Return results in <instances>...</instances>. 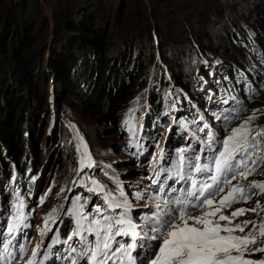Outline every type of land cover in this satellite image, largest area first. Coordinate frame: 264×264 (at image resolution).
<instances>
[{
  "label": "snow or ice",
  "instance_id": "1",
  "mask_svg": "<svg viewBox=\"0 0 264 264\" xmlns=\"http://www.w3.org/2000/svg\"><path fill=\"white\" fill-rule=\"evenodd\" d=\"M240 111L237 108L215 119L227 127L239 118ZM134 112L129 109L124 124L130 133V146L142 154L144 146L136 138ZM258 114L264 112L253 110L225 137H218L207 123L201 125L203 116L193 121L173 118L188 133L190 142L171 154L160 148L158 156H151V174L146 177L150 183L132 193L136 201H144L143 205L133 204L118 176L110 177L116 186L113 191L85 172L96 164L87 144L78 137V179L73 185L89 195L76 193L70 201L65 197L67 208L61 204L51 209L43 217L40 241L24 260L31 244L27 230L32 227L35 209L26 211L24 198L15 191L11 213L5 215L7 209L0 212V264H264V259L246 258L264 253V217L260 216L264 206L257 201L250 209L237 208L230 215L224 214L235 203L264 195V181L248 179L264 176V127L253 123ZM190 124L196 127L189 130ZM103 174L109 175L107 171ZM92 196L97 202L89 211ZM43 203L44 198H40L37 206ZM136 207L147 208L137 214L139 222L132 214ZM247 212L257 219L234 223ZM64 218L72 223L71 232ZM49 233L52 236L45 245Z\"/></svg>",
  "mask_w": 264,
  "mask_h": 264
},
{
  "label": "trees",
  "instance_id": "2",
  "mask_svg": "<svg viewBox=\"0 0 264 264\" xmlns=\"http://www.w3.org/2000/svg\"><path fill=\"white\" fill-rule=\"evenodd\" d=\"M14 1L15 8L20 9H13L14 13L10 14L1 10L4 4L0 2V180L5 181L13 177L24 179L30 169H41L48 160L44 155L43 161L34 160L29 163L25 161L26 156L21 147L27 141L28 119L32 112L41 122L49 117L48 73L41 63L43 47L52 28L60 38L59 42H55L54 53L77 61V66L86 73L89 80L82 97L92 110L101 115L105 123H110V127H119L123 115L129 109L139 108L140 101L137 104L128 102L150 80L145 77L150 70L143 71L144 52L138 53L136 45L129 40L125 41L127 55L126 50L120 48L114 62L109 59L107 22L110 16L105 8H98V5L110 3V0H44V4L41 0L11 2ZM33 1L35 7L31 5ZM221 1L169 0L168 4H165L166 0L114 2L119 3V11L127 16L139 6L143 15L141 29L146 30L152 45L159 43L163 70L171 73L177 88L189 98L194 101L201 98L198 91L204 87V83L210 81L211 74L219 71L216 66L224 64L229 70L230 82H224L227 90V83H231L234 95L245 99L247 85L238 83L243 72L253 79L259 92H262L263 76L257 61H260V56H264V35L258 25L254 28L245 26L242 8H222ZM64 2L78 3L79 7L64 11L61 9ZM252 2L253 12L247 17L249 24L253 19L255 23L263 25L264 0ZM45 6L51 17L46 13V8H42ZM240 25L245 27L240 28ZM197 33H204L200 37L208 35V40L204 39L206 44L200 41L197 45H191V38H198ZM189 38L188 45L186 41ZM215 39H221L217 50L212 47L217 42ZM193 56H197L198 62L194 61L192 66ZM220 56L223 60L217 61ZM137 57L143 59L137 71L127 68L126 72L118 70L122 59L134 60ZM204 63H211L213 70L206 74ZM187 68H190L188 74ZM170 89L166 76L152 84L153 91L149 99L157 114L166 105ZM175 94L184 101L181 106L186 107V98ZM258 120L261 127H264V114H260ZM79 127L83 130L81 125ZM77 156L78 152L72 158V165L76 163ZM71 173L61 176L64 182L71 179Z\"/></svg>",
  "mask_w": 264,
  "mask_h": 264
},
{
  "label": "rangeland",
  "instance_id": "3",
  "mask_svg": "<svg viewBox=\"0 0 264 264\" xmlns=\"http://www.w3.org/2000/svg\"><path fill=\"white\" fill-rule=\"evenodd\" d=\"M11 1L13 0H6L4 3L2 2V0H0V2L4 4V7L2 6L1 10H4L6 14H10V12L14 13V10L18 11L20 9L15 8L16 1ZM41 1L44 4L45 1ZM114 1L115 0H110V3L105 2L98 5V8H105L106 12L110 16V19L107 22L109 24L107 41L109 43V59L114 62V57L118 55L120 48L122 50H126L125 55H127L128 47L126 46L125 41L129 40L136 45L138 53L139 51L144 52L143 58H145V61L143 64V71L150 70L148 75H145V77L147 76L150 79L149 83L144 86L139 92H136L131 100H129L128 104H137L140 101L139 105H143L144 107H147L148 104L151 105L149 97L151 96L153 91L152 84L156 80H160L161 77L166 76L170 83L171 89L169 90V93L171 95H168V99L165 100V104L178 103L179 105H182L184 101L181 97H178L175 94L176 92L177 94H180V96L186 98L185 104L187 105L188 102H190V99H188V95L184 92H181V90L177 88L175 82L173 81L171 73H169L168 70H166V72L163 70L162 54L161 49L159 48V43L156 42L154 45H152L149 37L147 36V33L145 32L146 30L141 29V23H143V15L142 11L139 9V6H137V8L135 7V10H133L132 14L129 13V16H127V14L123 15V13L119 11V8H121V6H119V3L116 4ZM166 1L167 3L165 4H168L169 0ZM221 3L222 8H242L245 13V26L248 25L249 27L254 28L258 25L260 27L261 34L264 35V23L263 25L262 23L257 24L255 23L256 20L254 19L255 21H253L252 19V23L249 24V21L247 19V17L253 12L252 5L254 2H252V0H230L228 2L222 0ZM35 4L36 3L33 1L31 3L32 7H35ZM78 7V3L64 2L61 6V9L67 11L68 8ZM42 8H46V13H50V11L47 9V6ZM103 25L104 23H102V26ZM243 26L244 25H240V28H242ZM203 34L204 33H197L198 38L196 39L192 37L191 40L193 42L191 45H197V43H200V41L203 44H206L204 42V39H207L208 35L200 37ZM59 39L60 38L56 35L54 28H52L47 43L43 47V60L41 59V64H43L48 73V86L50 87V106H48L49 117L46 121L44 120V122H41L38 120L35 112H32L30 118L28 119L29 132L28 134H26L27 141L26 143L22 144L21 147L26 156L25 161L29 163L34 161L32 160V157L36 159L35 161H43L45 158L44 155H46V157L50 155L48 164L47 166H45L44 178L36 188V191L44 190L45 194L48 190L52 189V185L54 182L58 184V182L60 181L61 185V176H68L71 169L72 171L77 169V167H72V158L77 152L76 145L80 142L78 137H82L83 141L86 144L88 143L87 147L92 149L97 154L100 160H106L113 163L114 159H117V161L120 162H125L127 159V156L123 151V146L126 142V138L121 133L120 128L118 126L110 127V123H105L102 120L101 115H98L97 111L92 110L90 106L85 103V98L82 97L83 95H85L89 85V80H87L86 78V73L82 69L80 70V68L76 64L77 61L75 59L56 56V54L54 53L53 49L55 42H59ZM189 41L190 38L186 41L188 45ZM181 42L185 41L181 40ZM214 43L215 44L212 46L213 50H217L221 43V39ZM153 58L155 59L154 62L152 61ZM142 60L143 59H140L139 57L135 58L134 60L122 59L120 61V66H118L117 68L118 70L123 69L124 72H126V68L128 70L132 69L137 71L136 69L140 67ZM221 60H223L221 56L217 58V61ZM191 61L193 63V66L194 61L198 62L197 56H193L191 58ZM260 61L257 62L260 66L264 81V56H260ZM204 65L206 66V74L210 72V70H213L211 63H204ZM216 67L219 71L217 73L211 74L209 83L205 84V94H207V98L215 97L213 96V93H211L212 86L216 85V87L218 88H220L219 86H223L221 81L224 78L228 77L227 75L229 74V70L225 67L224 64H219ZM189 69H186L187 74L189 73ZM199 76H201V74ZM219 90H221V88ZM198 94L202 95V92L199 90ZM137 98H139L138 102ZM225 101L227 102L225 103ZM219 102L228 105L225 112L229 113L235 111L231 100L227 96L226 91L223 92V95L221 96ZM239 109H241V111L239 112V118L234 119L231 122V124L229 125L231 129L237 127L241 124L242 121L247 119V117L253 112V110L259 109L262 110V112L264 111V85L263 94H259V97H257L256 100L251 101V103L247 105L240 106ZM258 115L260 117V114ZM76 120L78 123H76ZM253 123L254 125L260 126L258 119ZM78 124L79 126L81 125L83 130L80 129ZM163 124L168 125V121L164 119ZM84 134H86V137ZM160 136L162 137L164 136V134H161ZM40 157L41 159H39ZM58 163H60L59 167L57 166ZM125 168L126 167L120 165L118 167V170L125 171ZM71 176H73V174ZM235 183L236 181H234V184ZM8 186L9 192H11L12 190L17 189L18 181L16 179L12 181L9 180ZM54 191L58 192V188H55ZM63 200L64 198L61 200L58 199V196H55L54 198L47 200V202L49 203L50 208H58L62 204ZM260 203L262 204V206H264V198H262V201ZM260 216L264 217V215ZM250 218L257 219V217L255 216H251ZM249 228H251V225H249ZM245 231L247 232L248 229H245ZM258 259H263V257L259 256Z\"/></svg>",
  "mask_w": 264,
  "mask_h": 264
},
{
  "label": "bare ground",
  "instance_id": "4",
  "mask_svg": "<svg viewBox=\"0 0 264 264\" xmlns=\"http://www.w3.org/2000/svg\"><path fill=\"white\" fill-rule=\"evenodd\" d=\"M84 136V135H83ZM88 142V141H87ZM88 144V143H87ZM30 154V153H29ZM32 155V154H31ZM50 156V155H49ZM49 156L47 159H49ZM29 158V157H28ZM32 160H36L34 157H32ZM48 160L45 163V166H47ZM45 166L42 167L41 169H38L36 167H33L28 171V173L25 175V178L29 181L30 187L36 191V188L38 184L43 180L44 178V170ZM40 186V185H39ZM39 190V189H38Z\"/></svg>",
  "mask_w": 264,
  "mask_h": 264
}]
</instances>
